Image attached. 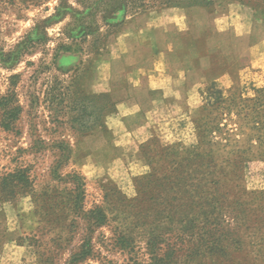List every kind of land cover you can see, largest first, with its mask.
<instances>
[{
    "label": "rangeland",
    "instance_id": "rangeland-1",
    "mask_svg": "<svg viewBox=\"0 0 264 264\" xmlns=\"http://www.w3.org/2000/svg\"><path fill=\"white\" fill-rule=\"evenodd\" d=\"M79 1L0 0V96L10 97L11 108H21L11 130L0 127V264H169L164 225L155 231L148 222L126 225L121 200L109 199L112 192L133 199L150 181L163 179L193 145L196 118L189 111L165 113L146 143L147 163H124L115 178L84 166L83 139L105 123L110 129L116 117L110 111L104 118L107 95L91 93L94 66L109 38L138 15L104 21L99 4L90 14ZM162 11L152 7L141 16ZM253 13L248 21L253 27L264 23ZM251 55L239 75L247 94L264 86V43ZM232 85L225 76L216 84L206 82L188 105L199 113ZM225 125L236 130L232 122ZM245 183L249 191L263 188L262 164L250 166ZM89 211H101L105 221L96 224ZM123 236L131 240L128 248L120 245ZM85 241L93 254L75 260Z\"/></svg>",
    "mask_w": 264,
    "mask_h": 264
},
{
    "label": "trees",
    "instance_id": "trees-1",
    "mask_svg": "<svg viewBox=\"0 0 264 264\" xmlns=\"http://www.w3.org/2000/svg\"><path fill=\"white\" fill-rule=\"evenodd\" d=\"M79 2L90 14L99 4L104 21H116L130 13L141 16L152 7L212 11L218 3H222L219 6L238 3L249 7L255 18L264 21V0ZM177 38L179 43L175 51L186 61L195 58L208 61L205 70L208 83L216 84L225 76L233 85L221 91L211 106L196 112V119L192 120L194 143L171 165L163 179L150 181L149 187L141 189L142 193L133 199L112 192L109 203L116 202L112 198L121 200V214L126 225L148 222L155 226L153 231L164 225L168 231L166 255L169 264H179L180 260L183 264H264V185L261 190L249 191L245 183L246 173L254 163L263 165L264 178V86L254 89L252 94L244 93L239 75L247 66H240L219 49L207 48L201 39ZM107 96L109 106L104 118L109 117L110 111L115 112L114 103ZM11 102L9 96H0V127L5 131L14 127L21 113L19 106L10 107ZM226 122L234 123L236 130L228 129ZM105 124L101 129L109 135L110 130ZM146 145L141 146V154L147 163ZM88 214L93 216L96 224L98 220L105 221L101 211H89ZM130 244L129 237L121 238L123 248ZM92 254L90 241H85L79 259L75 260Z\"/></svg>",
    "mask_w": 264,
    "mask_h": 264
},
{
    "label": "crops",
    "instance_id": "crops-1",
    "mask_svg": "<svg viewBox=\"0 0 264 264\" xmlns=\"http://www.w3.org/2000/svg\"><path fill=\"white\" fill-rule=\"evenodd\" d=\"M252 12L238 3L212 11L165 9L124 24L109 38L89 82L91 93L109 95L116 117L109 135L100 129L83 139L84 166L115 178L124 163L143 165L141 146L152 137L157 120L170 112L189 111L194 117L197 109L188 105V98L207 82L208 61H186L175 51L174 36L201 39L207 48L219 49L240 66H248L251 50L264 43V24L253 27L248 22ZM101 74L106 76L102 79Z\"/></svg>",
    "mask_w": 264,
    "mask_h": 264
}]
</instances>
